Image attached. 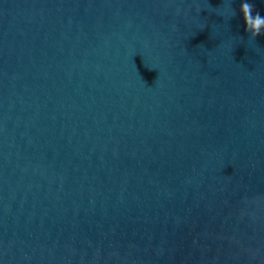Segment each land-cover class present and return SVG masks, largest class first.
<instances>
[{"label": "water", "instance_id": "water-1", "mask_svg": "<svg viewBox=\"0 0 264 264\" xmlns=\"http://www.w3.org/2000/svg\"><path fill=\"white\" fill-rule=\"evenodd\" d=\"M241 3L0 0V264H264Z\"/></svg>", "mask_w": 264, "mask_h": 264}, {"label": "clouds", "instance_id": "clouds-1", "mask_svg": "<svg viewBox=\"0 0 264 264\" xmlns=\"http://www.w3.org/2000/svg\"><path fill=\"white\" fill-rule=\"evenodd\" d=\"M240 12L245 19L246 31L250 33V37L255 40L256 37L264 35V17L259 13L253 14L252 5L249 0H242L240 4ZM235 15V12H233Z\"/></svg>", "mask_w": 264, "mask_h": 264}]
</instances>
